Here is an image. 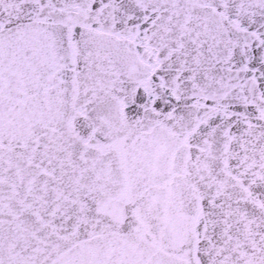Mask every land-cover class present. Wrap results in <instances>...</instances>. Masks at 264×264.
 <instances>
[{
	"label": "snow or ice",
	"instance_id": "obj_1",
	"mask_svg": "<svg viewBox=\"0 0 264 264\" xmlns=\"http://www.w3.org/2000/svg\"><path fill=\"white\" fill-rule=\"evenodd\" d=\"M0 264H264V0H0Z\"/></svg>",
	"mask_w": 264,
	"mask_h": 264
}]
</instances>
